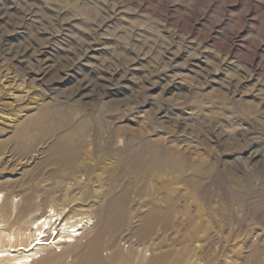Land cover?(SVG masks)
Listing matches in <instances>:
<instances>
[{"label":"rangeland","instance_id":"374dc122","mask_svg":"<svg viewBox=\"0 0 264 264\" xmlns=\"http://www.w3.org/2000/svg\"><path fill=\"white\" fill-rule=\"evenodd\" d=\"M0 193L91 220L35 264H264V0H0Z\"/></svg>","mask_w":264,"mask_h":264},{"label":"bare ground","instance_id":"6f19581e","mask_svg":"<svg viewBox=\"0 0 264 264\" xmlns=\"http://www.w3.org/2000/svg\"><path fill=\"white\" fill-rule=\"evenodd\" d=\"M1 206L2 194L0 193V209ZM50 212V214L42 216L33 222L29 234L32 233L34 238L29 244H17L16 235H9L8 240L12 243L11 247L0 250V258H8L11 260V264H35L41 261L50 262L54 261L56 257L66 254L65 251L68 247L71 248L73 245H81L80 240L92 226L91 220L81 218V220L68 225L67 222L64 224L58 222L60 217L55 211L53 212V209ZM44 229L46 230L43 232ZM49 231L56 232L50 233ZM52 248L55 250L49 253V251H52Z\"/></svg>","mask_w":264,"mask_h":264}]
</instances>
